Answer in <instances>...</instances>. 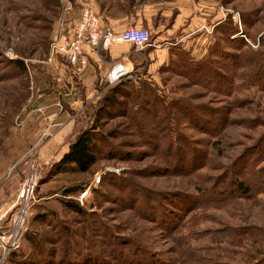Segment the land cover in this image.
Returning <instances> with one entry per match:
<instances>
[{
	"label": "rangeland",
	"instance_id": "rangeland-1",
	"mask_svg": "<svg viewBox=\"0 0 264 264\" xmlns=\"http://www.w3.org/2000/svg\"><path fill=\"white\" fill-rule=\"evenodd\" d=\"M67 1L73 5L71 15L65 13ZM79 1L0 0V233L14 220L20 221L24 231L20 247L5 260L0 243V264L2 260L3 264H133V238L150 245L163 256L161 261L170 264H186L183 255L177 252L185 253L187 247H210L225 253L235 251V248L226 249L225 245H211L190 236L194 232L202 235L204 231L218 230L221 222L230 223L237 213L244 215L248 223L264 226L263 196L250 202L242 200L240 207L188 210L196 203L199 186L217 184L222 169L264 135V90L252 88L238 96L240 102L231 113V125L223 132L220 130L222 138L213 140L201 131L203 125L191 124L187 105L181 109L184 115L171 107L176 100L190 101L189 105L195 106L211 103L213 107L225 106L214 102L219 97L202 86L190 85L191 80L167 72L174 48L189 52L190 46L177 43L175 36L161 37V32L145 26L151 32L148 46L115 44L101 51L100 56L90 57L88 72L86 69L79 73L61 57L48 63L50 44L55 36L72 29L79 21L84 8ZM162 1L165 0H150ZM192 1L206 10L213 7V11L221 14L220 19H213L208 51L219 37L215 28L229 16L237 30L230 40L243 39L252 51L262 48L264 0ZM174 7L172 3L153 8L165 11ZM163 20L162 25L170 27L169 21ZM115 48L130 49L129 61L125 63L132 71L111 84L107 81L108 74L114 66L123 64L124 58L113 61L110 50ZM200 48L202 46L195 43L192 51L199 52ZM163 49L167 51L165 55ZM189 53L194 60H201L197 54ZM229 64L224 61L220 66L227 71ZM117 88L121 93L114 97L113 109L106 101L108 97L113 98V90ZM206 117L212 119L210 115ZM134 123L141 128H135ZM95 127L102 157L92 170L53 173V165L68 152L76 136ZM179 129L185 136L183 144L176 135ZM169 138L173 150L168 148ZM113 147L124 153L132 152L134 156L126 160L120 153V158L113 159V152L108 149ZM196 150L200 156L195 163ZM207 153H210L207 167L195 171V165L202 163ZM177 155L180 158L175 161ZM181 159L188 173L179 170L181 164H177ZM30 178L34 190L30 198L23 199L21 193ZM118 178L146 192L167 197L165 204L175 214L178 212V219H183L178 231L165 233L136 215L130 209L132 195L128 194V187L117 183ZM79 185L86 188L83 192L86 195L81 198L82 194H78L72 199L87 212L83 217L64 206V190ZM223 189L220 186L217 193ZM256 190H259L257 182ZM69 230L75 232L74 243L66 245L64 232ZM180 241L186 243L185 248H178L176 242ZM142 260L147 264L144 257Z\"/></svg>",
	"mask_w": 264,
	"mask_h": 264
},
{
	"label": "trees",
	"instance_id": "trees-1",
	"mask_svg": "<svg viewBox=\"0 0 264 264\" xmlns=\"http://www.w3.org/2000/svg\"><path fill=\"white\" fill-rule=\"evenodd\" d=\"M235 33H237V30L234 29L231 16H229L225 22L215 28V34L219 35V37H217L216 42L209 48L207 55L201 58V60H194L189 52L180 48H174L171 52V64L167 70V72L191 80L190 85L202 86L210 94L219 97L214 102L225 105L222 106V108L213 107V103H211V105L197 104L195 106L189 105L190 101L182 100L173 101L171 104V107L175 110L177 108V111L182 115H184V113L181 109L187 105L190 109L191 124L203 125L202 127L205 129L203 128L204 130L201 129V131L213 140L219 137L222 138V130L231 125V113H233L234 107L240 102L238 96L245 91H250L252 88L264 90V40L261 42L260 46L262 48L259 51H252L245 40L240 38L230 40ZM224 43L225 45L222 46ZM234 51H237V53ZM224 61L230 62L227 71L220 66ZM18 63L24 65L23 62ZM189 76L193 77L189 79ZM120 93L121 90L119 88L113 90V98L108 97L106 101L110 102L109 104H111V107L113 106V109H115L116 106L114 97H116V95L118 96ZM163 111L166 112V109ZM208 115H210L212 119H208L206 117ZM134 126L137 129L141 128V125L137 123H134ZM194 128L198 130V127ZM96 129L95 127L84 130L76 136L74 141L70 144L68 152L53 165V173L75 174L88 173L92 170L102 157L101 149L98 146L99 139ZM176 135L179 143L183 144L186 142L185 136L180 132V129L177 131ZM113 137H116V135L114 134ZM168 143V148L173 150L174 148L170 146V138ZM201 144L202 143L199 145ZM263 148L264 135L255 145H252L246 150H242L232 161L231 165L222 169L221 175L218 176L217 184H214L212 187L206 185V188H201V186H199L198 196L195 198L197 199L196 203L188 211L193 212L196 209L207 210L205 207L224 209L229 207V205H237L240 207V201L242 200L250 202V200L258 199L261 196L264 197ZM108 149H111L110 152H113V159L120 158L121 154L126 160L132 159L134 156L132 152L124 153L118 151L116 147ZM181 152L183 153V151ZM197 153L198 151L196 150L194 158L195 163L198 162V157L200 156V154ZM178 158H180L179 155H177L175 161ZM209 160L210 153H207L206 159L202 163L195 165V171L206 168V164ZM177 165L181 166L178 167L180 171L188 173L186 164L182 159ZM257 178L259 179L258 181H256ZM256 182L259 184V190H256ZM117 183H120L119 185H121V187H128V194L132 195L131 199L133 201L130 209L133 210L136 215L160 227L165 233H174L178 231L183 219L182 217L178 219V212L175 214L174 211L165 204L164 201H167V197L162 198L163 195L159 193L146 192L139 189L136 184H129L128 181L120 178H118ZM220 186H223L225 189L217 193ZM85 189L86 188L79 185L68 187L63 192V197L66 198L64 206L69 211L81 217L86 215L87 212L81 204L72 198L78 194H83ZM213 190H215V192ZM122 191L124 192L123 189ZM149 201L151 203H148ZM212 201L215 202L212 203ZM140 203H142L140 206L141 208L137 207ZM237 212H240V210L238 209ZM233 216L234 219L231 220L230 223L221 222L222 226L218 230L209 232L204 231L202 235L198 234V232H194L191 234L190 238L196 241H198L197 239H199V241L204 239L210 242L211 245H225L227 246L226 249L232 247L236 249L235 251L225 253L223 251L216 252L210 247H204L202 249L185 248L184 246L186 243L180 241L176 242V244L178 248L182 246L186 249V255L181 251L177 252L178 255H183L186 264H264V226L248 223L247 218L239 213ZM36 217L38 218V216ZM44 218L45 217H43V219ZM64 233L66 234V236L64 235V243L66 245L74 243L75 232L72 233L71 230H69ZM131 243V249L134 251V258L131 263L144 264L142 260L144 257L147 264H170L165 262L166 260L161 261L163 256L158 252H154L150 245H144L136 238H133ZM65 249L67 252L68 248ZM126 261L129 262V257ZM175 262L179 261L175 260Z\"/></svg>",
	"mask_w": 264,
	"mask_h": 264
},
{
	"label": "crops",
	"instance_id": "crops-1",
	"mask_svg": "<svg viewBox=\"0 0 264 264\" xmlns=\"http://www.w3.org/2000/svg\"><path fill=\"white\" fill-rule=\"evenodd\" d=\"M165 1L150 2V0H80L79 2L84 5V7L88 6L92 8L99 16L100 21L104 26H110L117 32L124 31L131 27L144 28L147 26L148 28H155L157 33L161 32V37L175 36L178 38L177 43L183 44V46L189 45V52H192L193 55L197 54L196 57L200 59L203 58L208 52L207 45L210 39L208 34L211 33L210 28L214 24L213 19L214 17L215 19H220V11H213V7H209L206 10V8H203L204 6H201L199 3L192 0ZM172 3L175 4L173 9L177 11L173 9H167L164 11L162 8H153L154 6H167L168 4ZM151 7L152 9L150 10L149 8ZM80 12L81 11L79 9L78 17ZM147 17H149V19ZM163 18H165L166 21H169L170 27L162 25V21H164ZM168 18L169 20H167ZM195 43L202 46L199 52L197 49L192 51V47ZM116 49L117 48L110 50L113 55V61L124 57L121 61H123V64L126 65V60L129 61L127 54L130 49ZM132 50L134 49L132 48L131 51ZM162 53L165 55L167 51L163 49ZM152 56L153 54H149V57ZM153 66L156 67L155 64H153ZM88 69L87 72L89 71Z\"/></svg>",
	"mask_w": 264,
	"mask_h": 264
},
{
	"label": "built area",
	"instance_id": "built-area-1",
	"mask_svg": "<svg viewBox=\"0 0 264 264\" xmlns=\"http://www.w3.org/2000/svg\"><path fill=\"white\" fill-rule=\"evenodd\" d=\"M72 11L73 5L71 1H67L65 13L71 15ZM150 42L151 34L149 30L131 27L117 32L110 26H104L92 8L84 7L76 25L72 29L66 30L65 33L56 35L51 42L48 63H54L58 57H61L76 71L83 73L88 68L92 55L100 56L101 51L109 50L115 44H127L136 48H144ZM131 71L130 67L124 64L114 66L108 74L107 81L113 84L128 76ZM99 181L100 179H97V182ZM31 182L32 179L30 178L22 190L21 197L23 199L30 198L33 193L34 186ZM85 195L86 193H83L81 198H84ZM23 234L24 231L20 221L16 222V220L6 231L0 233V243L4 251L3 260L12 251L20 247Z\"/></svg>",
	"mask_w": 264,
	"mask_h": 264
},
{
	"label": "water",
	"instance_id": "water-1",
	"mask_svg": "<svg viewBox=\"0 0 264 264\" xmlns=\"http://www.w3.org/2000/svg\"><path fill=\"white\" fill-rule=\"evenodd\" d=\"M2 264V263H1Z\"/></svg>",
	"mask_w": 264,
	"mask_h": 264
}]
</instances>
